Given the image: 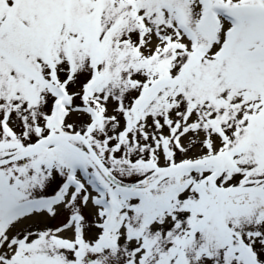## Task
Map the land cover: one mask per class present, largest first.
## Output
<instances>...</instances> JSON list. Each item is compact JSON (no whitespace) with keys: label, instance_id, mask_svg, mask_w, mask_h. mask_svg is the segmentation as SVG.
I'll return each instance as SVG.
<instances>
[{"label":"snow or ice","instance_id":"snow-or-ice-1","mask_svg":"<svg viewBox=\"0 0 264 264\" xmlns=\"http://www.w3.org/2000/svg\"><path fill=\"white\" fill-rule=\"evenodd\" d=\"M0 264H264V0H0Z\"/></svg>","mask_w":264,"mask_h":264}]
</instances>
